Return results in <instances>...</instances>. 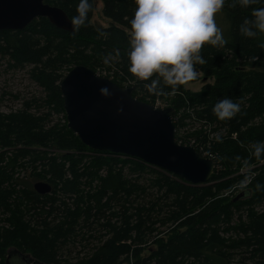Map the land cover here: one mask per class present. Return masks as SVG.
<instances>
[{
  "label": "trees",
  "instance_id": "1",
  "mask_svg": "<svg viewBox=\"0 0 264 264\" xmlns=\"http://www.w3.org/2000/svg\"><path fill=\"white\" fill-rule=\"evenodd\" d=\"M96 1L90 0L85 25L72 33L45 18L21 31H0V51L18 67H31L49 107L58 112H64L60 83L79 65L132 88L135 98L141 96L153 106L167 103L174 109L177 142L211 157L214 175L209 184L192 186L138 159L93 151L67 126L49 127L47 116L25 111L0 116V209L11 213L15 227L13 234L6 232L0 239V264L9 263L11 249L27 250L18 251L42 264H264V154L260 158L252 154L254 145L264 142V48L260 47L264 34L247 38L239 32L242 21L252 18V8L264 3L242 9L225 0L221 11L228 22L226 44L204 45L200 54L206 63L196 65L198 73L214 83L195 92L183 85L175 94L161 86L163 93L155 95L145 87L150 80L128 72L126 30L130 31L136 7L133 0H98L103 16L112 22L108 28L90 23ZM46 3L61 8L70 19L77 15L79 0ZM199 79L198 75L188 83ZM224 98L238 102L241 110L220 121L212 108ZM59 151L63 153L56 155ZM86 151L95 155L88 157ZM251 166L256 168L239 173ZM28 169L53 191L40 196L22 189L13 201L20 186L12 181L15 171ZM236 215L240 236L223 238L224 232L234 229ZM95 226L99 230L94 231ZM82 230L105 234L98 235L88 254L69 259L64 250ZM148 250L150 255L143 257ZM237 250L249 254L245 258L249 262H235Z\"/></svg>",
  "mask_w": 264,
  "mask_h": 264
},
{
  "label": "water",
  "instance_id": "2",
  "mask_svg": "<svg viewBox=\"0 0 264 264\" xmlns=\"http://www.w3.org/2000/svg\"><path fill=\"white\" fill-rule=\"evenodd\" d=\"M40 18L60 30H75L68 15L46 0H0V31H21ZM105 87L108 96L100 91ZM60 90L67 127L87 148L138 159L192 186L211 181L214 160L177 142L172 107L143 102L134 97L132 88L121 87L83 65L66 74ZM34 191L46 196L53 189L42 181L34 185ZM15 255L22 256L26 264H42L16 249L10 250L8 260Z\"/></svg>",
  "mask_w": 264,
  "mask_h": 264
},
{
  "label": "clouds",
  "instance_id": "3",
  "mask_svg": "<svg viewBox=\"0 0 264 264\" xmlns=\"http://www.w3.org/2000/svg\"><path fill=\"white\" fill-rule=\"evenodd\" d=\"M135 10L130 19L128 72L143 81L148 92L163 93V87L175 94L180 86L198 78L196 65H204L200 52L204 45L223 47L226 40L215 21L225 0H133ZM264 0H233L232 7L242 9ZM90 0H79L71 24L79 29L88 19ZM252 18H245L239 32L247 38L264 34V6L252 8ZM264 48V43L260 44ZM104 63H109L106 57ZM163 86V87H161ZM101 93L110 95L107 87ZM241 110L230 98L218 100L213 115L220 121L230 120ZM217 140L220 137L217 136ZM255 157L264 154V142L253 147Z\"/></svg>",
  "mask_w": 264,
  "mask_h": 264
},
{
  "label": "rangeland",
  "instance_id": "4",
  "mask_svg": "<svg viewBox=\"0 0 264 264\" xmlns=\"http://www.w3.org/2000/svg\"><path fill=\"white\" fill-rule=\"evenodd\" d=\"M103 10V4L100 1H96L95 4V10L91 19V25L97 27V28H108L112 24V22L105 18L102 13ZM215 21L217 26L220 28L222 34L225 33V29H227V18L224 16L223 11H219L215 16ZM127 34L129 35L130 31L126 30ZM31 67L30 66H24L23 68L18 67L15 65V63L12 61L11 57L9 55L4 54L0 51V116L8 117L11 115H15L18 112H26L28 114H35L36 116L40 117H48L47 121H49L48 126L49 127H56L58 130H61L63 127L67 126V119L65 112H58L56 108H53V106L49 107L48 105V96L45 90L38 85L36 81L33 80L31 73H30ZM199 82L196 83H188L186 84V89L190 91H200L201 88L205 84H211L214 83L213 79H205L203 75L199 74ZM126 88V87H124ZM137 98L145 101L146 103L149 102V100L143 99L141 96H136ZM151 104V103H150ZM157 108H168L169 105L161 104V102H157L156 105H154ZM196 126H199L196 124ZM47 128V127H46ZM189 129V128H188ZM185 129V130H188ZM57 130V129H56ZM43 149V148H42ZM43 151H47V149H43ZM50 152V151H49ZM48 152V153H49ZM63 152L59 151L56 152V155H60ZM86 156L91 157L95 154L90 151L84 152ZM10 154L7 155L6 158H9ZM205 157L206 154H204ZM1 163L3 166L6 164ZM264 164V163H263ZM253 168H256V166L251 167H245L243 168L239 173L247 174L253 170ZM17 176H19V180L17 181ZM250 177V175H248ZM2 178V177H1ZM14 185L20 184L18 188H16V192L13 195V201H15L14 197H17L19 195V191L22 189H30L34 190V185L42 180H38L34 174H32V170H20L15 171L14 180H12ZM44 181V180H43ZM150 184L151 183L150 181ZM246 183H243L241 187L245 186ZM149 185H147L148 187ZM244 191V189H241L237 191L235 196H238ZM229 195V194H227ZM25 204V203H24ZM25 206V205H24ZM23 206V208H24ZM15 208V207H14ZM261 208H264L261 207ZM160 216L159 218H161ZM237 217L236 215L231 223V229L227 231V233H223L221 236L225 239H237V236H240L237 228ZM12 218L11 213H7V211H3L0 209V239L2 238L3 234L6 232H9L8 234H13L15 231V227H13V224L11 223L10 219ZM120 222V221H119ZM160 224H156V228L159 227ZM167 225H164L163 227H160V231L164 230ZM93 227L94 231L99 230L98 228ZM86 229V228H85ZM87 230V229H86ZM101 230V229H100ZM104 232L96 233V232H88L83 231L78 233V236H75L72 240V244L69 245L65 251V256L69 259H75L77 256H83L85 254H88L90 250L96 246L97 242L99 241L98 235L100 237L104 236ZM7 236V235H6ZM161 236H158L159 238ZM18 240V239H17ZM85 240V241H83ZM11 247L8 248L10 250ZM19 250V249H18ZM23 254L24 252H29L27 250H19ZM27 254V253H25ZM150 255V251H146L143 254V257H148ZM7 256V255H6ZM250 256L249 254H245L242 250H237L234 256L235 262L243 261V262H249V259L246 260L245 258H248ZM15 259H11V263L13 264H23L25 262H22V258H18L16 256ZM245 259V260H244ZM247 264V263H246ZM250 264V263H248Z\"/></svg>",
  "mask_w": 264,
  "mask_h": 264
},
{
  "label": "flooded vegetation",
  "instance_id": "5",
  "mask_svg": "<svg viewBox=\"0 0 264 264\" xmlns=\"http://www.w3.org/2000/svg\"><path fill=\"white\" fill-rule=\"evenodd\" d=\"M15 256L18 257L19 259L22 258V256H18V255H15ZM11 259H15V257H12ZM11 259H10L9 263H7V264H13V263H11V261H12ZM22 262H25L23 260V258H22ZM23 264H26V263H23Z\"/></svg>",
  "mask_w": 264,
  "mask_h": 264
},
{
  "label": "built area",
  "instance_id": "6",
  "mask_svg": "<svg viewBox=\"0 0 264 264\" xmlns=\"http://www.w3.org/2000/svg\"><path fill=\"white\" fill-rule=\"evenodd\" d=\"M207 158H211V157H207ZM212 159V158H211Z\"/></svg>",
  "mask_w": 264,
  "mask_h": 264
},
{
  "label": "crops",
  "instance_id": "7",
  "mask_svg": "<svg viewBox=\"0 0 264 264\" xmlns=\"http://www.w3.org/2000/svg\"><path fill=\"white\" fill-rule=\"evenodd\" d=\"M185 87H186V85H185Z\"/></svg>",
  "mask_w": 264,
  "mask_h": 264
}]
</instances>
